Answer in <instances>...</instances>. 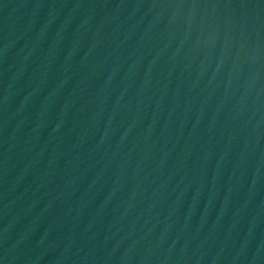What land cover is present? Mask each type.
I'll return each instance as SVG.
<instances>
[{
    "label": "water",
    "instance_id": "obj_1",
    "mask_svg": "<svg viewBox=\"0 0 264 264\" xmlns=\"http://www.w3.org/2000/svg\"><path fill=\"white\" fill-rule=\"evenodd\" d=\"M0 264H264V0H0Z\"/></svg>",
    "mask_w": 264,
    "mask_h": 264
}]
</instances>
